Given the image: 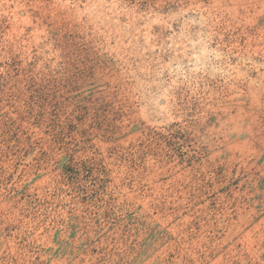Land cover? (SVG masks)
<instances>
[{
    "label": "rangeland",
    "instance_id": "rangeland-1",
    "mask_svg": "<svg viewBox=\"0 0 264 264\" xmlns=\"http://www.w3.org/2000/svg\"><path fill=\"white\" fill-rule=\"evenodd\" d=\"M0 264H264V0H0Z\"/></svg>",
    "mask_w": 264,
    "mask_h": 264
}]
</instances>
